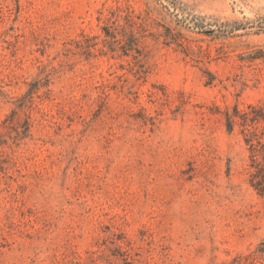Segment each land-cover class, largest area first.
<instances>
[{"label":"rangeland","instance_id":"374dc122","mask_svg":"<svg viewBox=\"0 0 264 264\" xmlns=\"http://www.w3.org/2000/svg\"><path fill=\"white\" fill-rule=\"evenodd\" d=\"M245 114L264 0H0V264H264Z\"/></svg>","mask_w":264,"mask_h":264},{"label":"trees","instance_id":"16d2710c","mask_svg":"<svg viewBox=\"0 0 264 264\" xmlns=\"http://www.w3.org/2000/svg\"><path fill=\"white\" fill-rule=\"evenodd\" d=\"M242 120L244 141L250 153V184L258 195L264 197V139L256 127L261 119L245 114ZM233 125L234 122H229L230 132Z\"/></svg>","mask_w":264,"mask_h":264}]
</instances>
